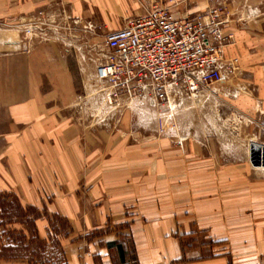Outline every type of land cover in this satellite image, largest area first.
Segmentation results:
<instances>
[{
    "label": "crops",
    "instance_id": "obj_1",
    "mask_svg": "<svg viewBox=\"0 0 264 264\" xmlns=\"http://www.w3.org/2000/svg\"><path fill=\"white\" fill-rule=\"evenodd\" d=\"M148 1L0 0V190L37 214L39 240L59 246L58 259L36 264H264V166L250 161V145L264 148L262 0L227 18L223 55L238 69L195 97L185 151L142 124L76 120L67 107L94 59L84 75L82 55L4 28L41 11L110 31ZM190 1L173 13L191 17L205 2Z\"/></svg>",
    "mask_w": 264,
    "mask_h": 264
},
{
    "label": "rangeland",
    "instance_id": "obj_2",
    "mask_svg": "<svg viewBox=\"0 0 264 264\" xmlns=\"http://www.w3.org/2000/svg\"><path fill=\"white\" fill-rule=\"evenodd\" d=\"M242 1L205 0L204 4L197 6L200 8L189 16L204 15L210 9H214L218 18L223 21V34L230 36L223 47L225 48L233 41L232 35L224 31L227 18L236 16L240 14V11L244 12V9L249 8V5L242 4ZM180 2L184 1L165 0L162 5L169 7L172 12L177 11L180 6L183 8L193 6V2L190 0L186 3ZM262 2L259 6V12L264 14V0ZM155 3L156 0H152V2L149 0L145 5H140L141 11H145ZM124 22L121 21L120 24L123 25ZM4 28L13 30L14 33L11 35L19 42L55 45L64 54L69 52V56L73 55L74 59L75 56L80 58L82 55V59H80L82 60L81 68L84 69L81 72L84 75L89 72L86 69L87 63H93L91 60L94 59V68H96L102 60L105 53L104 36L109 31L95 21L93 24L73 16L66 18L62 16L50 17L41 11L31 15L27 20L9 23ZM27 29H31L29 33L26 32ZM104 89V83L97 81L95 76L89 80L86 78V81L83 80V83H80L77 94L67 107L72 113L74 112L76 120L83 124L114 129L126 123L142 124L147 127L148 131L154 133L156 139H166L172 145L185 151L188 138L187 123L190 120V114H192V106L198 101L196 96L176 93L170 104L159 105L154 107L156 110H152L145 101L139 102V104L143 103L140 106H136L135 101H123L120 104L109 106L103 98ZM154 111L156 112L155 116H153ZM125 115L127 117L124 118ZM201 118L199 116V120ZM228 122V125L233 126V121ZM36 215L32 211L24 210L14 195L0 190V258H28L32 264L58 259L60 249L56 241L47 243L38 239L33 228V219ZM56 224L62 228L64 223L58 218L54 219L55 230L59 232L60 229Z\"/></svg>",
    "mask_w": 264,
    "mask_h": 264
},
{
    "label": "built area",
    "instance_id": "obj_3",
    "mask_svg": "<svg viewBox=\"0 0 264 264\" xmlns=\"http://www.w3.org/2000/svg\"><path fill=\"white\" fill-rule=\"evenodd\" d=\"M222 24L214 9L177 17L155 3L108 31L94 73L105 85L104 101L159 106L170 104L176 93L198 96L217 87L238 69L236 58L223 55L230 36L223 34Z\"/></svg>",
    "mask_w": 264,
    "mask_h": 264
},
{
    "label": "water",
    "instance_id": "obj_4",
    "mask_svg": "<svg viewBox=\"0 0 264 264\" xmlns=\"http://www.w3.org/2000/svg\"><path fill=\"white\" fill-rule=\"evenodd\" d=\"M260 150L262 152H260ZM250 161L255 166H259V165L264 166V148L259 149V147H257L254 144L250 145Z\"/></svg>",
    "mask_w": 264,
    "mask_h": 264
},
{
    "label": "bare ground",
    "instance_id": "obj_5",
    "mask_svg": "<svg viewBox=\"0 0 264 264\" xmlns=\"http://www.w3.org/2000/svg\"><path fill=\"white\" fill-rule=\"evenodd\" d=\"M196 101V99H194Z\"/></svg>",
    "mask_w": 264,
    "mask_h": 264
}]
</instances>
